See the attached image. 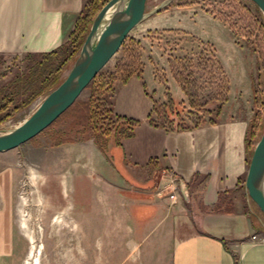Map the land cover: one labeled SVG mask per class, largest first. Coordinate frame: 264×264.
<instances>
[{
    "label": "rangeland",
    "instance_id": "rangeland-1",
    "mask_svg": "<svg viewBox=\"0 0 264 264\" xmlns=\"http://www.w3.org/2000/svg\"><path fill=\"white\" fill-rule=\"evenodd\" d=\"M162 1L147 0L146 11ZM258 10L249 0H174L129 33L75 108L101 88L95 105L102 113L121 85L117 69L136 63L135 75L155 95L151 122L157 127L175 131L244 119L247 134L251 125L261 120L264 125V25L251 16ZM37 60L0 57V95L12 100L9 109L31 94L20 81ZM73 63L62 72V81ZM175 76L182 79L187 94ZM43 98L3 122L0 133L19 126ZM71 122L70 112L6 154L26 168L12 196L13 252L0 264H165L161 245L148 243V229L133 226L126 210H117L115 195L101 189L98 176L90 180L89 169L77 164L81 157H95L93 140L76 135L74 143L56 144L55 133H73ZM109 142L115 144L113 138ZM246 154L248 165L252 154ZM236 191L243 209L264 225V216L245 191Z\"/></svg>",
    "mask_w": 264,
    "mask_h": 264
},
{
    "label": "crops",
    "instance_id": "crops-1",
    "mask_svg": "<svg viewBox=\"0 0 264 264\" xmlns=\"http://www.w3.org/2000/svg\"><path fill=\"white\" fill-rule=\"evenodd\" d=\"M86 1L0 0V57L57 49ZM144 87L132 78L111 103L115 115L140 121L133 137L109 142L104 154L93 143L94 160L81 157L77 164L89 169L90 180L98 176L133 226L148 229V243L161 245L165 264H264V225L236 199V190L245 191L238 187L247 170V121L175 131L153 127L155 95ZM6 154H0V260L13 252L12 196L26 168ZM218 206L230 212H214Z\"/></svg>",
    "mask_w": 264,
    "mask_h": 264
},
{
    "label": "water",
    "instance_id": "water-1",
    "mask_svg": "<svg viewBox=\"0 0 264 264\" xmlns=\"http://www.w3.org/2000/svg\"><path fill=\"white\" fill-rule=\"evenodd\" d=\"M174 0L146 11L147 0H109L93 19L89 32L64 80L16 128L0 133V154L18 149L47 128L76 102L122 47L129 33ZM264 15V0H249ZM247 198L264 216V125L244 179Z\"/></svg>",
    "mask_w": 264,
    "mask_h": 264
},
{
    "label": "trees",
    "instance_id": "trees-1",
    "mask_svg": "<svg viewBox=\"0 0 264 264\" xmlns=\"http://www.w3.org/2000/svg\"><path fill=\"white\" fill-rule=\"evenodd\" d=\"M108 1L109 0H87L82 13L76 22L74 31L63 45L48 53H43L37 56L26 55L24 57L27 59L38 58V60L34 62V66L29 68L28 72L20 81L24 91L29 89L32 92L19 107L16 106L13 109H9L12 100H9L5 93L0 95L2 101L0 105V125L9 118H12V116L22 107L28 106L31 102L40 97H45L62 82V72L70 63L75 61L77 54L89 32L93 19ZM251 16L255 21H259L262 25H264V17L259 10L257 11V15L251 13ZM216 65L218 66L217 63ZM135 66L136 63H132L129 66L117 69L116 74L119 76L117 79L121 82V85L127 84L134 76L141 80L140 75H135ZM97 77L98 75L92 80L87 88H91ZM174 78L181 86L183 92L187 94L182 79L177 76ZM100 90L101 88H98L93 91L89 102L80 104L77 108H75L77 104L74 103L72 107H70L51 125L53 126L58 120L65 117L68 113H72V122L70 123L69 131L73 133H55L59 136L56 143L57 145H61L63 143H74L76 141L75 139H72V136L79 135L83 137L81 139L82 141L92 139L97 149L104 154L107 150L110 138L115 140V145H119L121 140L133 137L134 130L140 124V121L115 115L112 110V104H110L107 109L103 108L101 111L102 113H99V106H96L95 103L101 94ZM114 93L115 92H113V94ZM168 104L172 105L173 102L168 100ZM154 109L155 104L152 100V112ZM149 124L153 127H157L151 121H149ZM262 126L263 123L261 120L259 123L253 124L249 127V131L245 136L246 153L251 152L252 154L255 139L258 138ZM183 130L188 129L184 128ZM241 187L244 188V181L242 182ZM227 205H229V203H226V206ZM213 211L230 212V210L226 209L221 210L220 206L214 208Z\"/></svg>",
    "mask_w": 264,
    "mask_h": 264
},
{
    "label": "built area",
    "instance_id": "built-area-1",
    "mask_svg": "<svg viewBox=\"0 0 264 264\" xmlns=\"http://www.w3.org/2000/svg\"><path fill=\"white\" fill-rule=\"evenodd\" d=\"M168 198L171 200V201H174L175 200V196L173 193L169 194Z\"/></svg>",
    "mask_w": 264,
    "mask_h": 264
},
{
    "label": "bare ground",
    "instance_id": "bare-ground-1",
    "mask_svg": "<svg viewBox=\"0 0 264 264\" xmlns=\"http://www.w3.org/2000/svg\"><path fill=\"white\" fill-rule=\"evenodd\" d=\"M31 258V257H30Z\"/></svg>",
    "mask_w": 264,
    "mask_h": 264
}]
</instances>
